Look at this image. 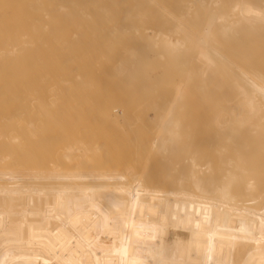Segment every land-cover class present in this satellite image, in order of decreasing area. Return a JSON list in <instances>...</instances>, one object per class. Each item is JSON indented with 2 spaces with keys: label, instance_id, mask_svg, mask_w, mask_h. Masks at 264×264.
Segmentation results:
<instances>
[{
  "label": "bare ground",
  "instance_id": "1",
  "mask_svg": "<svg viewBox=\"0 0 264 264\" xmlns=\"http://www.w3.org/2000/svg\"><path fill=\"white\" fill-rule=\"evenodd\" d=\"M194 1L203 9L196 20H206L196 34L201 46L207 48L213 25L216 35L235 34L228 47L241 49L248 66L245 98L217 126L202 122L205 144L217 143L216 170L197 169L190 159L194 170L159 177L147 157L137 169L104 165L108 142L99 136L108 125L95 115L118 100L76 74L77 101L91 95L92 104L72 108V55L82 57L89 45L100 50L114 31H102L107 20H129L127 28L136 27L131 20H182L190 5L175 16L169 0H0V264H264V0ZM75 19L84 26L76 25L70 43L57 29ZM163 43L173 52L183 46L179 38ZM115 61L123 70L124 59ZM182 88L157 117L146 147L177 154L169 136L182 142L185 127L171 131L168 124ZM189 213L186 227L177 219Z\"/></svg>",
  "mask_w": 264,
  "mask_h": 264
},
{
  "label": "rangeland",
  "instance_id": "2",
  "mask_svg": "<svg viewBox=\"0 0 264 264\" xmlns=\"http://www.w3.org/2000/svg\"><path fill=\"white\" fill-rule=\"evenodd\" d=\"M23 1L9 0L11 6L13 2ZM211 1L213 0H205L204 5L212 6ZM218 1L221 5L228 0ZM169 2L171 5L167 3V9L175 16L183 15L187 5H190V11L187 15H183L182 20H167V18L166 20H131L136 24L135 28H127L129 20H107L102 31H109L108 27L114 31L105 38L104 46L98 50L89 45V52L82 57L72 55L70 69L72 76L68 83L73 86L70 100L72 108L79 105L83 109L86 103L90 106L92 104L91 95L87 98V102H84V99L77 101L75 89L78 75L76 74L94 83L92 91L97 89L96 91L118 100L114 102L113 109L95 115V121H98L99 125L105 122L108 125L107 130L99 136L108 142L103 153V160H106L104 165H117L119 168L121 165L123 168L137 169L144 157H147L148 164L151 165L150 170L156 171L159 177H164L176 175L177 171L173 169L179 167L187 169L191 167L194 170L189 160L195 159L197 169L201 165L202 171L216 170L219 158L217 143L205 144V128L202 122L205 126H217L220 116L231 115V112H227L229 108L245 98L242 83H245L244 72L248 70V66L242 57L241 49L228 47L229 40L231 41L235 34L226 32L223 36L216 35L217 30L213 25L209 33V44L205 48L197 42L198 35H196L201 24L206 21L196 20V16L203 11L200 1L195 3L194 0H169ZM136 17L141 18L140 15ZM4 21L0 20V24ZM64 21L67 25H61L57 30L66 32L65 38L71 43L76 37V25L84 26V24L76 19L62 22ZM91 22L92 20H86L87 25H91ZM119 22L124 26L118 25ZM173 22L182 23L181 29L174 31ZM84 31L87 32L86 26ZM164 37L173 42L178 38L181 39L182 48L174 52L168 51L163 43ZM83 43L85 44V41ZM91 48L97 54H92ZM113 49L118 54L114 51L111 53ZM71 51V53L75 52L74 49ZM59 53L56 52V55ZM111 54L114 56L112 59ZM89 56H95L112 66L103 67L100 63H90ZM86 57L87 59L83 60ZM116 58L118 61L124 59L123 70H118L114 66L118 63L115 61ZM218 58L223 62L222 64L217 65L215 61ZM60 68V62H56V82L60 78ZM65 75L66 69L62 78H65ZM178 86H183L182 94L168 124V126L174 125L170 128L171 131L177 126L185 127L184 134L181 133L182 142H176L179 136L173 132L169 136V140L177 144V154H172L167 149L162 150L149 145L146 147L145 142L149 141L150 133L159 123L157 117L162 115L163 108L172 100L173 91ZM193 91H200V94L193 97ZM94 124L96 125V122L92 125ZM228 134L226 132L221 135V142L227 138L224 141L226 143L229 139ZM137 142L140 143L138 148L134 147ZM227 148L228 146L224 145V149ZM82 157L84 153L75 152V159H83ZM185 171L187 170H183V173ZM183 216L182 220L177 219L178 222L186 227L191 226V213Z\"/></svg>",
  "mask_w": 264,
  "mask_h": 264
}]
</instances>
